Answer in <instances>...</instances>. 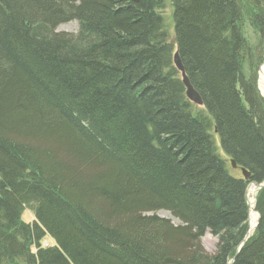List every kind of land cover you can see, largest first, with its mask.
I'll use <instances>...</instances> for the list:
<instances>
[{
  "label": "trees",
  "instance_id": "trees-1",
  "mask_svg": "<svg viewBox=\"0 0 264 264\" xmlns=\"http://www.w3.org/2000/svg\"><path fill=\"white\" fill-rule=\"evenodd\" d=\"M170 4L0 0V264H264V0Z\"/></svg>",
  "mask_w": 264,
  "mask_h": 264
},
{
  "label": "rangeland",
  "instance_id": "rangeland-1",
  "mask_svg": "<svg viewBox=\"0 0 264 264\" xmlns=\"http://www.w3.org/2000/svg\"><path fill=\"white\" fill-rule=\"evenodd\" d=\"M164 4L165 6L162 10H160V13L163 14L164 16L165 24L167 25L166 30H167L169 40H174V37H173L174 36L173 34L174 33L173 31V28H174L173 8L170 4V0H164ZM58 29L63 30V31H68V32H75L77 30V24L75 22H68V23L60 25ZM245 35L247 39L249 40L250 44H254L257 41V34L248 25V23H245ZM263 54H264V50H263ZM263 61H264V57H263ZM263 63L264 62H262L261 66L263 65ZM261 66L259 68V72L261 71ZM259 89L261 93L264 95V79H261V77L259 78ZM234 173H235V170H234ZM256 189H257L256 185L250 184L246 192V197L250 205V212H249V218H248L249 231L247 233V238L250 237L254 233V228H255L256 221H257V214L255 210L253 209V201H254L253 198H254V195L256 194ZM158 214L165 218L169 217L173 220V222L178 223V221L172 218L171 215L165 213V211H158ZM21 218L25 222H32V220H34V214L31 210L25 209L21 214ZM217 240H218L217 237L211 235L210 233H206L201 240L204 250L207 253L212 254L216 249ZM52 243H53V240L49 236H46L45 238H43V241H42L43 245H48Z\"/></svg>",
  "mask_w": 264,
  "mask_h": 264
},
{
  "label": "water",
  "instance_id": "water-1",
  "mask_svg": "<svg viewBox=\"0 0 264 264\" xmlns=\"http://www.w3.org/2000/svg\"><path fill=\"white\" fill-rule=\"evenodd\" d=\"M173 62H174V65L176 66L177 70L181 72L182 81H183V84L185 86L186 96L188 97V99L191 100L193 103L199 105V106L203 105V102L201 100L199 93L193 88L188 77L185 74L184 67H183V64L181 62L178 51H176L173 54ZM230 162H231L232 168L236 169L237 165H236L235 161L233 159H231ZM241 172H242V175L245 179H247L249 177V172L247 170H245L244 168H241ZM261 186H263V185H261Z\"/></svg>",
  "mask_w": 264,
  "mask_h": 264
},
{
  "label": "bare ground",
  "instance_id": "bare-ground-1",
  "mask_svg": "<svg viewBox=\"0 0 264 264\" xmlns=\"http://www.w3.org/2000/svg\"><path fill=\"white\" fill-rule=\"evenodd\" d=\"M264 62V61H263ZM260 68V67H259ZM259 76L261 77V79H264V63L261 66V71L259 72ZM259 77V78H260ZM255 220V219H254ZM252 221V220H251ZM254 224V223H253ZM252 231V230H251Z\"/></svg>",
  "mask_w": 264,
  "mask_h": 264
}]
</instances>
